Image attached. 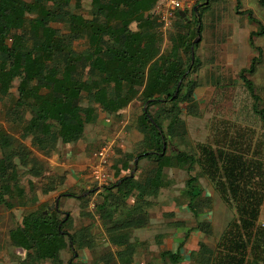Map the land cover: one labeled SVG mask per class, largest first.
<instances>
[{"label":"trees","instance_id":"1","mask_svg":"<svg viewBox=\"0 0 264 264\" xmlns=\"http://www.w3.org/2000/svg\"><path fill=\"white\" fill-rule=\"evenodd\" d=\"M157 1L90 0L88 16L76 11L71 16L72 0H0V90H8L18 79V96L6 115L10 123L29 136L27 145L20 144L9 154L0 155V205L7 209L15 205L32 207L37 201L24 195L15 156L23 165L30 166L36 160L34 150L50 154L59 142L73 143L82 138L85 127L99 121V113L111 115L117 121L124 108L134 100L139 101L125 126L138 131L141 138L131 152H120L117 148L122 144V136L113 141V154L107 167L108 184L102 189L94 185L80 194L68 191L58 195L78 200V215L83 221L80 226L72 227L71 211L65 215L58 200L56 206L41 203L34 209L27 208L30 210L21 214L20 221L8 230V243L24 250L22 264L42 261L63 264L61 252L64 249L72 251L69 264H73L77 257L73 249L78 251L92 246L94 215L113 246L100 255L102 262L133 264V254L139 247L150 242L159 243L162 238L159 232L154 233L155 227L147 229L155 240L132 236L133 230L139 231L151 224L167 228L177 219L186 223L173 206L167 207L164 215L175 217L166 223H155L151 214L153 208L162 207L161 191L173 183L166 169H184L189 173L195 165L199 167L198 173L209 177L221 199L232 204L237 214L236 220L227 224L230 229L226 235H221L216 249L203 241L198 242L203 258L210 259L209 255L219 250V262L247 264L246 255L251 250L255 251V256L248 264H264V244L260 259L256 258V249L264 242V226L260 228L257 223L260 207L264 205V152L262 157L247 160L236 140L231 141L232 149L202 145L198 156L176 144L187 135L185 121L180 115L186 109L192 110L187 104H192L198 86L196 79L189 75L198 68L190 60L204 38L200 9L212 1L196 0L188 11L173 13V20H185L190 31L193 24L195 33L194 30L192 33L199 35V39L191 42L187 35L183 40L169 35L171 46L164 51L160 49V23L153 12ZM258 3L264 6V0ZM240 6V0H236L233 10L230 4L229 7L223 4L224 22H229L234 12L246 16L257 26L249 33V43L257 54L251 57L248 66L239 69L238 77L251 97L253 114L264 121L262 99L249 77L260 61L261 52L254 46L252 36L262 34L264 26L251 9ZM75 7L79 9V0H75ZM216 20L219 22L218 18ZM53 24H61L64 31L60 32ZM210 26V42L204 40L201 47L205 61L217 63L218 56L223 55L222 43L227 31L221 33L219 28L213 31V19ZM212 31L217 35L213 50ZM75 42L84 43V49L77 50ZM179 48L187 55L186 60L177 57ZM105 141L108 140L101 144ZM11 143L12 135L0 127V148ZM33 166L31 170L35 169ZM130 170H133L132 176H129ZM63 179L61 175L58 184H62ZM197 180L195 175L189 174L183 190L187 196V213L195 219L203 210L201 207L206 208L212 201V194H204ZM28 186L34 193L35 183L28 182ZM48 191L45 185L41 186L42 193ZM98 192L101 193L99 200ZM93 197L95 205L91 210L88 202ZM209 221L199 220L194 227L211 235L213 227ZM182 246L178 243L174 251L163 250L162 260L165 263L179 261L183 257ZM215 260L214 255L213 262Z\"/></svg>","mask_w":264,"mask_h":264},{"label":"rangeland","instance_id":"2","mask_svg":"<svg viewBox=\"0 0 264 264\" xmlns=\"http://www.w3.org/2000/svg\"><path fill=\"white\" fill-rule=\"evenodd\" d=\"M216 3V5L209 4V6L200 9L202 30L201 35L204 38L201 39L202 42H200V44L195 48L194 57L192 55V58L190 60L191 63H196L198 68L195 72H192L189 75V77L196 79V81L198 82V86L194 90L195 98L192 104H187L192 107V110L186 111V109L180 115L181 118L185 121L187 135L185 136L184 140L176 144L180 149L192 153L194 152L195 155L199 156L200 147L202 145L211 146L214 148L217 146H223L225 149H232L231 147H233L234 145L231 146V141L235 142L236 140H238V142H236L238 148L243 151L244 157L247 160H251L253 158L262 157V154L264 152V121H261L258 116L253 114L251 110V97L246 87L238 77V71L242 66H239L238 64L229 65V63H225L223 61V58L222 60H218L217 63L205 61V55L203 53L204 51L201 47L204 43V40H206L208 43L210 42L209 37L211 32V19H213L214 30L220 28L216 20L218 10L217 7L223 6V4H225L226 7H229V3L224 2L223 0H216ZM234 3H236V1H234ZM240 4H242V6L240 7H242L243 9L244 7L251 9L253 11V14L260 19L264 26V6L260 5L258 3V0H240ZM159 5L160 3H156L153 9V12L155 14ZM70 9L71 16L75 15V11L80 12L84 16H88L90 10V0H79V9L75 7V0H72ZM186 11H188V9ZM233 14L235 13L233 12ZM187 16L188 18L192 19V16L189 15V13H187ZM233 22L234 20L232 21V23ZM53 25L58 28L60 32L64 31V27L61 24ZM169 29L170 30L168 31H163L165 29L161 30L159 26V31L162 38L160 49L162 51L169 49V46H171V38H169V35H171L170 37H172L173 39H182L184 35H187L191 37V42L197 36V34L192 33V30H194L195 33L193 24H191L190 31V27L187 26L185 20L182 21L179 19H172ZM181 31L188 32H186V34H183L184 32L181 33ZM259 36L261 37H258L255 40V44H258L260 46V61L256 64L254 73L249 77L253 81L254 86L262 99V106H264V32ZM252 40H254L253 36ZM74 47L77 50H81L84 49L85 44H77V42H75ZM254 52L256 51L254 50ZM177 57L186 60L187 55L184 54V52L181 53V50L179 48V50L177 51ZM248 64L249 63H244L243 66H248ZM226 66L228 67V69L225 68ZM230 80L233 82L228 83ZM17 84L18 79H15L8 90H0V127L6 129L7 131H9L10 135H12V143L8 147L0 148V155L5 153L9 154L12 150L16 149L18 145H27L29 142L28 134L22 132L21 130H18L15 125L10 123L9 118L6 115V110L8 109V107L12 106L13 102L18 96L16 89ZM108 91H111L110 84H108ZM136 104L139 105V101L134 100L129 104L128 107L124 108L123 111H126L129 108L133 109V106H135ZM99 115V121L88 124L85 127L82 138H80L79 140L73 143L66 144H62L59 142L56 146V149L50 154H44L41 151L34 150L33 154L36 157V160L31 165H34L33 167L36 170H31V165H23L18 156L14 157L16 165L18 167V173L20 175V182L24 188L25 197L30 199V197L32 196L37 201L35 205H32V207H22L15 205L12 209H7L4 205H0V264L23 263L22 260L25 256L24 250L17 247H12L8 243L7 233L11 227L15 226L20 221L21 214H23L26 210L34 209L36 208V205L41 203L45 205L46 203H49V205H51V203L54 201V197L58 193H56L55 196H53L54 194L52 192L45 195L44 193H41L42 185H47L49 182L51 183L52 178H59L61 175H63L64 181L62 182V184H58V186H55L54 190L56 192L73 191L74 193L80 194L85 189L84 185L86 180L93 181V177L89 174H86L84 177L79 178L78 182H71L72 185H70V181L67 180V177L69 176L68 174L72 169V166H78L79 163L81 164L83 171H85V167L88 164L89 160L93 158V152L98 148L102 140H111L113 138V124L109 121H106V119H108V116H106L107 114L101 112L99 113ZM26 117H28L27 114ZM128 127L129 126H127L126 130H128ZM134 133L138 132L134 131ZM91 137H96L99 141H96V138ZM128 137L130 138V135ZM132 137L133 136H131V138ZM123 141L124 138L122 140V143ZM124 145H126V142ZM128 146L129 145L127 144V147ZM198 171L199 167L197 165H195L189 173L184 169H166V173L169 177H171L173 183L168 188H165L161 191L159 199L160 203H162V207L159 208V205L158 207L153 208V213L151 215L152 219L156 221L155 223H157L158 221H164L166 223L168 219L175 217L173 215H164V213L168 211L167 207L169 208L170 206H173L176 209L177 215L181 218L186 219V222L192 225V227H194V225L199 220L201 221L209 219V223L212 224L214 228L212 234L208 236L205 235V238L209 241L211 237H214L211 238L212 241H210L212 243L211 246L213 247V245L216 246V243L221 239L222 234L225 233L226 235L228 233L230 226H227V224H232L233 221L236 220L237 214L234 207H232V204H228L223 199H221L219 192L215 190V186L213 182L210 181L209 177L207 175H200ZM77 172L79 171L76 170V173ZM189 174L195 175L198 178L197 183L203 191L208 192L209 195L212 194V201L210 202L209 206H206V208L205 206H202L201 209L203 208V210H201L200 215L196 219L191 214L189 216L185 208L187 196L184 194L183 190L185 189V181L188 178ZM47 180L48 182H46ZM72 181H74V179ZM28 182L35 183L36 189L34 193L33 191H31L32 187L29 188ZM90 185V188H92V186L96 184L92 182ZM98 188H100V186H98ZM96 197L97 200H99L101 198V193L98 192ZM57 198L61 203L62 209L60 210L68 212L67 210H65V208L68 209V207L72 206V197H69L68 200H64V196ZM76 212V208H72L71 215L73 228L78 227L83 223L82 220L76 218ZM257 223L260 228L264 226V205L260 207L259 220L257 221ZM152 227H155L154 233L159 232V234L162 236V239L166 241V238L170 233L169 230L166 227L158 226L157 224H151L146 228L140 229L139 231L138 229H135L133 230L131 235L136 236L135 234H139L141 238H151V235L153 233H151V231L147 229ZM92 232L94 238L92 239V247H90L89 249H92L96 246V254L98 252L103 253L107 250L113 249V246L110 248V244L104 233V228L95 215L93 217ZM150 243L149 246L154 244ZM263 244L264 242L260 243V247L256 249V258L258 259H260V255L262 254L261 250ZM144 248L149 249L147 246H144ZM139 250H141L143 254L142 246L139 247ZM73 251L78 255L79 250L77 251L76 249H73ZM218 251L219 250H217L216 252L218 253ZM141 252L135 256L133 264L164 263L162 257L157 251L151 250V252H149L150 256L154 258L151 262L144 261L145 256L143 257ZM72 254V251L69 249H64L61 252L63 264H66V262L69 264L68 261L71 262ZM254 256L255 251L248 250L246 255L247 259L250 260ZM79 257L80 254L78 258ZM192 257L194 258V256ZM72 262L73 264H85V261L83 263H79L77 262V259H73ZM49 263V261L39 262V264ZM94 263L100 264L98 262V259L96 258ZM123 263L126 264V262Z\"/></svg>","mask_w":264,"mask_h":264},{"label":"crops","instance_id":"3","mask_svg":"<svg viewBox=\"0 0 264 264\" xmlns=\"http://www.w3.org/2000/svg\"><path fill=\"white\" fill-rule=\"evenodd\" d=\"M211 1H212L213 5H216V0H211ZM223 1L229 2L230 9L233 10V6L235 5L234 1H236V0H223ZM217 8H218V10H217L216 18L219 19V22H218V26L220 27L219 31L221 33H224L225 31H227L226 35H224L225 36L224 42L222 43L223 55H219L217 59L222 60V58H223V61L225 63H229V65L238 64L239 66H243L244 63H249L251 57L253 55L257 54V52H254V49L251 47V45L249 43V33H250V31L257 29L256 24L248 21L246 16L242 17L239 14H234L232 16V19L230 20V22L225 23L224 20H225L226 16L224 15V12H225L224 7L220 6ZM239 16H241V17H239ZM220 17H222L221 20H220ZM233 20H234V22L232 23ZM215 30L218 31L217 29H215ZM215 30H213V31H215ZM213 31L211 33L212 50H213L214 46L217 44V38L214 39V37H217V35L213 34ZM182 32H184V31H181V33ZM186 32H188V31H186ZM186 32H184L183 34H186ZM253 37H254V40H252V41H253L254 46L260 47L258 44H255V40L261 36L254 35ZM236 54H237V56H236ZM131 109L132 108H129L126 111L122 110L121 112L123 115L117 121H115L111 115L107 117L108 119H106V121H109L113 124V132H112L113 138H112V140L115 141L117 139H121V136H122L121 140H123V137H124L123 143L117 146V148L120 149V152H124V151L131 152V151H133L135 149L137 142L141 138V134L138 131H136L132 128L126 130L125 123L127 122L128 119H130V118L132 119V116L134 115V113L136 111V110H133V109L131 110ZM134 131L138 132L140 135L138 133H134ZM129 135H130V138L128 137ZM131 136H133V137L131 138ZM91 138H96V137H91ZM95 140L99 141V140H97V138ZM125 142H126V145H124ZM127 144L129 145L128 147H127ZM117 154L118 153H116V155ZM92 160H93V158L89 160L88 164L85 167V169H86L85 171H83V168L81 167L80 163H79L80 166L79 165L78 166L77 165L72 166V169L70 170V172L68 174L69 176L67 177V180L70 181V185H72L71 182H78L79 178H82L86 174H89L90 176L93 177V181L92 180H86L84 188L87 189V188L91 187L90 184L95 181V177H94V174H93L92 168H91ZM76 170L79 172L76 173ZM73 179H74V181H72ZM58 180H59L58 177L52 178L51 183L49 182L47 185H45V188L49 189V191L47 193H44L45 195L52 192L54 194L53 196H55V194L58 193L56 195V197H58L60 192H56L54 190L55 186H58ZM46 182H48V180ZM203 193L206 195H209L208 192L203 191ZM62 196L65 197L64 200L69 199V197L67 195L66 196L62 195ZM71 199H72L71 202H73L72 206L68 207V209L65 208V210L71 211L72 208H76V210H77V212L75 213L76 218L82 220V218L78 215L79 208L76 207L78 200L73 199V198H71ZM61 202H62V200H61ZM88 207H89V209L92 208L89 205V203H88ZM92 209H94V208H92ZM78 217H80V218H78ZM211 226L213 227L212 224H211ZM167 228L169 229L170 233H169L168 237L166 238V241L161 238L159 240V243L152 242L154 244L151 246H149V243L143 245L142 246L143 247V254H142L141 250H138L135 254H133V262L135 260V256L140 252L143 255V257L145 256L144 261L151 262L154 259L152 256H150L149 252H151V250L157 251L159 254L163 250L174 251L175 248L177 247V244L182 243L183 248L181 250H182L183 257L179 261H176L173 263L166 261V263L164 262V263H158V264H211V263L224 264V261L219 262L221 260V257H219V259H218L216 250H214V252L211 255H209L210 259H208V258L204 259L203 254L199 251L200 250L199 246H198L199 241H203L208 246H210L211 248L216 249L215 245H213V247H212L211 246L212 243L210 242V241H212L211 238H214V237H211L208 241L205 238V234L203 232L199 231L196 227H192V225H190L189 223H187V222L184 223L183 221H179L178 219L175 222H171L169 227H167ZM189 228H190V230L187 231V229H189ZM135 235L141 240L147 239V238H141L139 236V234H135ZM151 239L155 240V238L153 236L151 237ZM152 243H150V244H152ZM144 246H147L149 249H145ZM111 247L112 246H110V248ZM184 249H185V251H184ZM95 250H96V246L93 247L92 249H89V248L88 249L83 248L82 250L80 249L79 253L76 257L77 262L83 263L85 261V264H95L94 262H95V258H96V259H98V262L100 264H104L102 262L101 257H100V255L102 253L98 252L96 254ZM79 254H80V257L78 258ZM214 255L216 256V260L213 262ZM192 256H194V258ZM246 259H247V257H246ZM251 259L250 260L247 259V264L251 261Z\"/></svg>","mask_w":264,"mask_h":264},{"label":"built area","instance_id":"4","mask_svg":"<svg viewBox=\"0 0 264 264\" xmlns=\"http://www.w3.org/2000/svg\"><path fill=\"white\" fill-rule=\"evenodd\" d=\"M196 0H158L160 5L157 7L156 15L157 21L160 23V29L163 31L170 30L171 20L173 19V13L176 10H184L189 8ZM114 140H108L98 146L93 153V160L91 163L92 172L95 177L94 183L96 188L104 187L108 182L107 167L109 165V158L113 154ZM89 205L94 207V197L88 202Z\"/></svg>","mask_w":264,"mask_h":264},{"label":"water","instance_id":"5","mask_svg":"<svg viewBox=\"0 0 264 264\" xmlns=\"http://www.w3.org/2000/svg\"><path fill=\"white\" fill-rule=\"evenodd\" d=\"M204 3H207V0H204ZM194 8H195V6H194ZM198 39H199V35H197L196 38L193 39L192 42H195V41H197ZM175 94H176V92L174 93V95H175ZM136 161H137V158L135 157L134 160H133V162L135 163V164H134V167H135V165H136ZM132 175H133V170L130 171V173H129V176H132ZM57 202H58V198H56V199L51 203L50 206H56V205H57ZM65 215H67V212H65ZM75 254H76V253L74 252V255H75ZM69 263H70V261H69Z\"/></svg>","mask_w":264,"mask_h":264}]
</instances>
